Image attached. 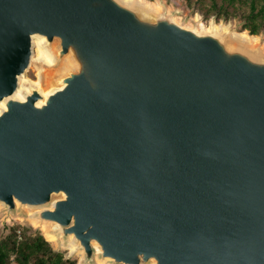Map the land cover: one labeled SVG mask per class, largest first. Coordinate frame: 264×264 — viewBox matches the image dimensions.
<instances>
[{"label":"water","instance_id":"water-1","mask_svg":"<svg viewBox=\"0 0 264 264\" xmlns=\"http://www.w3.org/2000/svg\"><path fill=\"white\" fill-rule=\"evenodd\" d=\"M230 32L122 0H0L6 217L35 208L81 264H264V53ZM37 35L67 72L15 98Z\"/></svg>","mask_w":264,"mask_h":264},{"label":"rangeland","instance_id":"rangeland-1","mask_svg":"<svg viewBox=\"0 0 264 264\" xmlns=\"http://www.w3.org/2000/svg\"><path fill=\"white\" fill-rule=\"evenodd\" d=\"M148 3L153 7H157V4H160V10H167L168 13L173 14V16L189 27L201 28V25L206 28H212L213 25L220 27H226L231 32L243 33L247 32L250 34L249 30L240 31L239 23L242 17L236 16L232 19L226 20L217 13V10L213 7V0H191V6L188 4V0H142ZM218 4L222 3V0H216ZM238 11L243 14L247 13L250 10L248 4H243L241 7H238ZM230 11H233V7L230 8ZM213 24V25H212ZM253 35V34H250ZM261 38V42L264 43V34L254 35ZM36 56V57H35ZM37 58V59H36ZM66 61V60H63ZM61 63L56 64H46L38 60L36 51L34 52V58L30 63V66L27 68L25 77L28 81L36 82L39 79L42 80V83L45 87L52 85L51 83L55 80L60 79L67 72V67ZM36 211L35 208H19L15 214L10 217H6V209H0V232H5L8 226L13 224H21L27 228L30 232H35L37 229L41 230L45 237L46 227L40 225L39 223L34 222L30 219V211ZM48 239V238H47ZM60 240L58 243L52 242L53 246L56 249L64 250L66 256L75 257L78 259V264L82 263L83 257L79 251L72 252L68 248V240ZM92 264H111L110 261L105 262L98 256L94 263Z\"/></svg>","mask_w":264,"mask_h":264},{"label":"trees","instance_id":"trees-1","mask_svg":"<svg viewBox=\"0 0 264 264\" xmlns=\"http://www.w3.org/2000/svg\"><path fill=\"white\" fill-rule=\"evenodd\" d=\"M242 3L249 5V12L238 11ZM188 4L191 6V0ZM213 7L226 20L242 17L240 31L264 34V0H222L221 4L213 0ZM0 264H78V259L56 249L41 230L30 232L21 224H13L4 233L0 232Z\"/></svg>","mask_w":264,"mask_h":264},{"label":"bare ground","instance_id":"bare-ground-1","mask_svg":"<svg viewBox=\"0 0 264 264\" xmlns=\"http://www.w3.org/2000/svg\"><path fill=\"white\" fill-rule=\"evenodd\" d=\"M122 1L125 4L137 5L146 14H150L154 11H158L161 9L160 4H157V7H153L154 5L151 6L142 0H122ZM201 28H202V30H205L207 32H222V33H229L230 32L228 28L220 27L217 25H213L211 29L206 28V27L201 25ZM230 37H231L232 42H234L236 44L243 45L249 49L250 48L251 49H258V50H261L262 53H264V43L261 42L260 37L250 35L247 32L235 33L234 31L230 32ZM46 42L47 41H46V38L44 36H41V35L35 36L33 38L34 52L36 51L37 56H38V60H40L46 64L51 65V64H54V62L56 60V52H55L54 48L48 46ZM34 52L32 55V60L34 58ZM29 84H31L32 86H35L37 89H39L45 97L48 96L51 92H53L57 88L62 86L61 79L59 81L54 80L51 83L52 85H50L49 87H45L44 84L42 83L41 79H39V81H36V82L29 81ZM29 84H28V81H27L25 75H22L20 78V81H19V87L16 90L14 97L19 98V99H24V92H26V91L30 92L31 91V86ZM4 108H5V102L2 101V102H0V112ZM1 208H2V204H0V209ZM26 208H28V206ZM35 212L36 211H34V210L30 211V213H31L30 219L36 223H39L40 225L45 226L46 227V229H45L46 235H47L48 240L51 242H54V243H58L59 238L55 235V230L57 229V227L54 226V224H52V223H49L47 221H42L40 218H38L36 216ZM68 248H70L72 250V252H75L78 249V242H76L73 238H70V241L68 242Z\"/></svg>","mask_w":264,"mask_h":264}]
</instances>
